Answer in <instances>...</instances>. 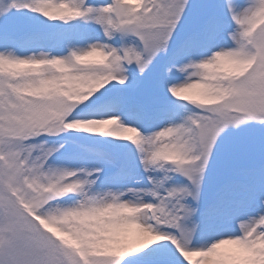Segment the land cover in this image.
<instances>
[{
	"label": "snow or ice",
	"instance_id": "snow-or-ice-1",
	"mask_svg": "<svg viewBox=\"0 0 264 264\" xmlns=\"http://www.w3.org/2000/svg\"><path fill=\"white\" fill-rule=\"evenodd\" d=\"M0 264H264V0H0Z\"/></svg>",
	"mask_w": 264,
	"mask_h": 264
}]
</instances>
